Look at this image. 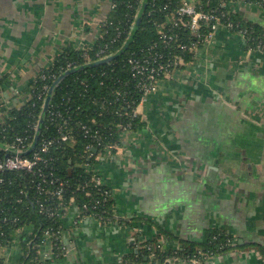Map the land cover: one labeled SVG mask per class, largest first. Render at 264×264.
I'll return each instance as SVG.
<instances>
[{
  "label": "crops",
  "instance_id": "0c3cea01",
  "mask_svg": "<svg viewBox=\"0 0 264 264\" xmlns=\"http://www.w3.org/2000/svg\"><path fill=\"white\" fill-rule=\"evenodd\" d=\"M113 1L0 0V113L29 98L26 89L63 47L95 42ZM225 1L264 28L259 0ZM143 107L141 124L104 152L116 217L80 216L70 202L64 252L52 254L47 242V263L118 264L158 235L178 249L181 239L203 244L219 230L242 245L192 264H264V50L221 26ZM19 243L0 248V263L20 264Z\"/></svg>",
  "mask_w": 264,
  "mask_h": 264
},
{
  "label": "trees",
  "instance_id": "16d2710c",
  "mask_svg": "<svg viewBox=\"0 0 264 264\" xmlns=\"http://www.w3.org/2000/svg\"><path fill=\"white\" fill-rule=\"evenodd\" d=\"M259 1L264 4V0ZM183 4L184 0H114L95 42L83 48L71 43L63 47L26 89L25 93H30L31 98L11 108L5 123L0 121V144H13L17 136L33 134V126L40 120L44 100L52 83L68 69L80 68L67 75L56 87L40 132L41 138H56V145L46 156L51 158L50 165L58 179L56 185L64 183L61 187L63 196H47L46 200L44 193L37 194L35 189L29 187L32 177L29 173L2 174L5 182L0 184V246L19 240L24 251L20 264H39L38 249L44 241L45 230L49 227L54 228V252L62 254L64 251L60 248L63 246L60 236L61 220L57 215L40 213V203L55 209L60 204H69L74 197L84 213L97 212L104 220H114L111 195L96 209H92L96 200L103 197L90 181L93 172L83 166L94 161V158L88 157V146L94 145L99 152H107L106 146L120 142L119 124L131 122L132 130L141 124V117H135L132 113L133 107L140 100V93L134 87L130 58L155 55L156 52L163 54L164 58L179 55L186 62L193 58V54L182 51L180 47L197 39L186 25L190 18L178 15ZM196 5L216 14L223 24L233 22V32L247 29L245 39L248 46L264 50V28L246 22L241 16L230 12L225 0H201ZM139 18L140 22L136 26ZM172 18L179 21L180 25L171 21ZM160 30L171 36V39H167L168 43H164ZM202 33L204 39L207 29H203ZM102 49L107 50L101 54ZM119 51L121 53L109 62L85 66L104 55H113ZM3 84L4 78H1L0 91ZM45 85L48 86L47 89L44 88ZM96 132L103 138L100 145L92 136ZM64 134L69 137L63 141L61 139ZM1 149L0 146V155H3ZM27 186L30 195H24L23 202L20 203L19 191ZM85 204L89 207L87 210L84 209ZM15 218L18 220L15 221ZM25 225L34 226V234L19 236L18 229ZM165 235L175 239L168 233ZM206 236L203 244L181 239L180 248L173 249L165 246L159 239L161 235H158L123 257L119 264H166L169 259L184 261L186 258L199 256V252L220 253L232 248L228 243L231 236L222 231L212 230Z\"/></svg>",
  "mask_w": 264,
  "mask_h": 264
},
{
  "label": "built area",
  "instance_id": "2783aa9c",
  "mask_svg": "<svg viewBox=\"0 0 264 264\" xmlns=\"http://www.w3.org/2000/svg\"><path fill=\"white\" fill-rule=\"evenodd\" d=\"M178 15L180 17H189L190 22L186 23L187 26L191 28V34L195 36L197 39L196 41L191 42L190 44H182L181 50L184 52H189L191 54H195L198 46L202 43L210 42L215 35V32L218 30L219 27L223 26L224 24L221 22L220 18L216 16V14L212 12L204 11L197 7L195 3H192L188 0H184L183 6L180 7L178 10ZM171 21L174 20V18L170 19ZM174 22L178 25H180V22L176 19ZM230 24V28L233 29L234 25L233 22L227 23ZM203 29H207V33L204 35L205 38L202 39L203 36ZM160 33L162 34L163 38L165 39L164 43H168L167 39H171V36L168 35L164 30H160ZM241 36L245 37L248 33L247 29H240L238 32ZM79 48L85 47V45H78ZM261 49V48H260ZM107 49H102L100 51L101 54L106 52ZM108 55H104L101 58H104ZM129 64L132 72V77L134 81V87L135 89L140 93V100L138 103L135 104V106L132 109L133 116L141 117L143 115L144 111V105H146L149 96L155 92L161 83V81L167 77H170L172 72L183 66L184 64H187V62L184 60L182 56L175 55L174 57L170 58H164V55L161 53H155V55L149 54L144 55L141 57H133L129 59ZM44 88H48L47 85L44 86ZM9 114L7 113H0V121L2 123H5L7 121V118L4 117V115ZM38 124H35L33 126L34 133L31 135H25V136H17L15 139V142L13 144L5 143L6 148H2L1 151H3V155H0V184H3L5 182V177L2 175L5 172H25L31 174V187L32 189H35L37 194L44 193L45 199L47 200V196L51 197H57L61 198L63 196L62 192V186L64 183H59L58 179L55 176V173L52 169L51 158L50 156H46L51 148L56 145L57 141L56 138H39V141L35 147L34 150H32L30 153L23 154L25 151L29 150L31 145L34 143V138L36 135ZM119 127L121 128V134L122 133H128L132 130V123L128 122L126 124L121 123L119 124ZM86 132H89V129H86ZM94 140L98 143V145L102 142V135L99 133L92 134ZM69 135L64 134L62 136L61 140L68 139ZM116 144H112L109 146H106V148H114ZM93 148H97L96 146H88V157L94 158V160L99 159V155L101 152H99V149L97 148V152H94ZM85 168L88 170H91L93 172V176L90 179V181L93 182L94 188L100 192L103 199H97L95 204L92 206V209H96L98 205L104 201L107 200V196H112V193L109 188H105L103 185V180L100 176L97 175L96 171H93L90 163L83 164ZM27 186L22 187L19 191V199L18 202H23V197L30 195V190ZM26 188V189H25ZM29 193V194H28ZM90 195V193H87ZM21 196V197H20ZM75 201V198L73 197L70 202ZM69 202V203H70ZM76 203V201H75ZM77 204V203H76ZM68 205L60 204L57 206V208L53 209L52 207H48L43 203H40L39 212L42 214H46L49 216L57 215L59 216L60 220L63 214L65 213L66 209L68 208ZM88 205H84V209H88ZM81 209V208H80ZM82 210V209H81ZM84 213V211L82 210ZM85 215L93 216L96 218L99 222L102 223H109L113 219L107 218L104 220V218L101 215H97V212H87L84 213ZM6 220V219H5ZM18 220V218H15V221ZM30 230H35L34 226H27ZM53 227H49L47 230H45L44 233V241L40 245L38 249L39 253V264H48L47 259L50 256V252L46 249L44 246L47 242H50V237L53 235ZM34 232V231H33ZM27 233V232H26ZM32 234V231H29L27 234ZM18 234L23 235L25 234L24 226L20 227L18 229ZM229 244H233V240L229 239ZM10 244V243H9ZM8 245V244H7ZM5 246V245H2ZM52 246V244H51ZM1 247V246H0ZM199 256L189 257L186 258L183 262L192 264L201 261L202 259H207L208 257H211L215 255V252H209V253H203L199 252ZM122 261V260H121ZM169 261V260H168ZM129 264V263H126Z\"/></svg>",
  "mask_w": 264,
  "mask_h": 264
},
{
  "label": "water",
  "instance_id": "95a60500",
  "mask_svg": "<svg viewBox=\"0 0 264 264\" xmlns=\"http://www.w3.org/2000/svg\"><path fill=\"white\" fill-rule=\"evenodd\" d=\"M140 22V18L138 19L137 23H136V26L139 24ZM121 53V51H119L118 53H115L113 55H109V56H106L104 58H101L99 59L98 61L90 64V63H87L85 66L87 65H96V64H100V63H106V62H109L111 61L114 57H116L117 55H119ZM80 68H71V69H68L66 72H64L63 74H61L53 83L52 85L50 86L49 88V91H48V94L44 100V104H43V108H42V112H41V115H40V120L38 122V126H37V131H36V135H35V138H34V143L31 145L30 149L25 151L23 154H28L30 153L32 150L35 149L38 141H39V138H40V132H41V125L44 121V116L46 115V113L48 112L49 108H50V105H51V101H52V97H53V94H54V91L56 89V87L59 85V83L69 74L73 73V72H76L78 71ZM0 146L2 148H6V145L4 144H0ZM94 152H97V148H93ZM72 170V169H70ZM239 245H242V240H240L239 242L237 240H235L233 242V244L231 245L232 247H237ZM166 264H170V261H167Z\"/></svg>",
  "mask_w": 264,
  "mask_h": 264
},
{
  "label": "rangeland",
  "instance_id": "374dc122",
  "mask_svg": "<svg viewBox=\"0 0 264 264\" xmlns=\"http://www.w3.org/2000/svg\"><path fill=\"white\" fill-rule=\"evenodd\" d=\"M195 4H197V3H195ZM223 27H226V28H228V29H231L232 30V28H230V24H224L223 25ZM216 33V32H215ZM206 43H208V42H206ZM78 47V46H77ZM38 75H39V73H38ZM37 75V76H38ZM28 99H26V100H24L23 102H25V101H27V100H29L30 98H31V94L29 93V95H28ZM14 107V106H13ZM13 107H9L8 109H11V108H13ZM0 112H3L2 110H0ZM9 112V111H8ZM10 116V114H6V115H4V117H6V118H8ZM126 134V133H125ZM124 134V135H125ZM121 140V139H120ZM121 142V141H120ZM118 144V143H117ZM112 149H114V148H107V152L106 153H109V151L110 150H112ZM104 152H101L100 153V155H99V159L98 160H94L93 161V163H91V167H92V169H93V171H96L97 172V175L98 176H100L101 177V179L103 180V185L105 186V187H107V188H109V182L107 181V178H106V175H105V172H106V165H105V161H104V159H103V157H104ZM109 185V186H108ZM110 189V188H109ZM76 207L77 208H79V210H80V212H81V215L80 216H86V217H90L89 215H85L83 212H82V210L80 209L81 207H79V205L78 204H76ZM114 215V217H116V214H113ZM91 217H93V216H91ZM94 218V217H93ZM96 219V218H95ZM61 223V233H60V236H61V239H63V231H64V225H63V222L61 221L60 222ZM98 223V222H97ZM24 231H25V234H27L29 231H32V234H34V229L33 230H30V229H28L27 228V225H25L24 226ZM27 232V233H26ZM31 233L28 235V236H31L32 235ZM54 238H55V236L54 235H52V237H50V243L52 244V254L54 253V254H57V255H59V253L58 252H54V243H53V241H54ZM15 241H18V240H15ZM20 244V243H19ZM21 245V244H20ZM4 248V246H1L0 248ZM23 247L21 246V249L20 250H23L22 249ZM62 250H64L65 249V247H64V245L63 246H61L60 247ZM1 250V249H0ZM20 250H18V252L20 251ZM64 252V251H63ZM127 256V255H126ZM125 257V256H124ZM4 262V261H3ZM121 262V261H120ZM0 264H4V263H0ZM119 264V263H118Z\"/></svg>",
  "mask_w": 264,
  "mask_h": 264
}]
</instances>
